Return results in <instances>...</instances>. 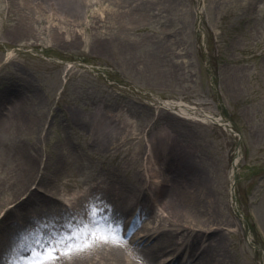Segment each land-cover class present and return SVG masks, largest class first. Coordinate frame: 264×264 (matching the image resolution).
I'll return each mask as SVG.
<instances>
[{"label": "rangeland", "instance_id": "rangeland-1", "mask_svg": "<svg viewBox=\"0 0 264 264\" xmlns=\"http://www.w3.org/2000/svg\"><path fill=\"white\" fill-rule=\"evenodd\" d=\"M0 1V112L13 104L23 109L8 117L11 125L0 124L1 180L20 152L34 151L50 159L45 183L57 176V188L68 181L80 196L91 184L118 176L136 188L139 201L147 202L133 211L126 207L129 221L151 226L153 218L165 214L160 204L165 193L156 199L149 190L144 194L148 185L157 184L147 181L150 172L140 163L147 152L143 139L157 136L164 142L156 144V150L162 148L172 158L183 155L194 164L201 158L193 172L210 178L212 198L218 204L216 220L227 221L212 225L224 235L216 247L222 252V264H264V0H202L201 23L200 0H151L152 9L126 12L123 6L128 0H90L88 5L86 0H69L68 7L76 5L84 21L72 27L45 21L49 13L52 17L71 10L62 9L59 0H16L27 7L36 2L43 9ZM7 3L16 10L7 13ZM47 5L56 6L58 12L47 10ZM24 11L39 16L20 23ZM8 48L13 54L5 57ZM157 98L183 100L220 120L178 117L159 109ZM98 107L107 115L114 108L127 111L133 123L131 135L142 142L105 149L96 138L94 117L89 116ZM114 118L123 125V113ZM102 137L106 141L105 133ZM138 168L140 176H135ZM233 168L234 204L229 193ZM30 189L48 194L43 183ZM7 193L1 191L0 199ZM55 196L52 202L69 206L64 196ZM85 198L89 201L80 197L72 211L81 221L75 230L82 236L94 222L89 219L91 210L82 206ZM28 209L23 213L33 214L32 205ZM34 218L46 225L53 222L55 231L68 236L66 226L57 220L62 215L50 221L48 213L40 212ZM191 233L185 239L190 247ZM181 238L176 234L177 241ZM204 243L195 244L202 248ZM122 246L130 250L129 244ZM185 246L182 243L179 250H189ZM170 257V253L163 256Z\"/></svg>", "mask_w": 264, "mask_h": 264}, {"label": "bare ground", "instance_id": "bare-ground-1", "mask_svg": "<svg viewBox=\"0 0 264 264\" xmlns=\"http://www.w3.org/2000/svg\"><path fill=\"white\" fill-rule=\"evenodd\" d=\"M68 1H57L58 4L63 6L62 9H71L68 10V13H59L54 5L45 6L49 11L55 10L58 12L57 14L52 12V17L49 16L50 13L47 14L44 17L45 21L51 25H71V27L83 24L84 21L80 20L77 6L72 4L68 7ZM88 1L90 2V0H86V5H88ZM168 1L173 2L175 0ZM23 4H19L15 0L14 7L43 9L36 2H34L35 7H27ZM153 5L154 1L151 0H128L124 5L125 7L123 6V11L143 8L152 9ZM4 7L7 13L16 10L8 3ZM62 11L64 12V10ZM81 12H83L82 9ZM26 13L27 11L21 13L22 18L18 19V22H34L35 18L39 16ZM121 13L123 12L118 11V14ZM96 15L99 14L96 13ZM99 19L97 17L95 22ZM92 21H94V18H92ZM12 54L13 49L8 48L5 57ZM13 105L8 111L4 112L3 110V112H0V124L4 127L11 125L10 123L13 121L8 117L23 110L20 106ZM156 106L184 119L220 120V117L212 115L211 112L204 111V109L183 100L157 98ZM110 111H113V113ZM109 112L108 115L104 114L105 112L98 107L89 115L91 120L94 117L95 124H97V127L93 128L97 133L96 138L100 143H105V149L114 148V150H117L125 145L142 142V138L134 134L131 135L133 123L127 111L122 112L120 108H114ZM121 113H123V125H120L122 123H119L116 118L113 119L114 116ZM102 116L105 117L102 120L97 118ZM8 120H10L9 123ZM88 122L91 124V121ZM29 123L33 124V122H27L26 125L28 126ZM123 127L125 134L121 135ZM13 129L15 131L14 127ZM102 133L106 134V141L102 137ZM143 140L147 146V152L146 158L140 163V168L145 169L144 171L148 173L150 172L148 175L149 180L147 179L150 184H157L155 186L148 185L144 194L149 190L150 197L156 199L162 193H165L160 202L165 214L153 218L151 226L145 223L138 224L136 221H129L128 219L126 207H132L131 210L133 211L134 209H140V206L144 208L147 204V202L139 201L138 192H136L134 186L129 185V180L122 181L118 176H113L105 180L103 184H91L87 187L88 191L85 190L83 195L80 196L78 194L79 190H73L70 187L71 183L68 181H62V187L57 188L56 184L59 183H55L57 176L54 179H48L46 183L44 182L47 175H44V173L50 163L49 158L47 160L46 157L42 158V155H39L36 151L20 152V155L16 158L17 160L5 171L4 176L6 177L2 178L3 180L0 179V185H3L0 186V193L1 191L8 192L0 199V264H26L30 259L31 249L36 248L35 241L37 239L46 240L50 237L61 236L59 231H55L56 228L53 227V222L46 225L42 220L39 221L38 218H34V215H38L40 212L48 213L50 221L51 219L54 221L62 215L63 219L58 218L57 220H61V224L66 226L68 235L70 230L80 227L81 221L73 216L72 211L77 210L75 209L77 199H80V197L83 199L84 196H87L89 201L85 198L84 204L87 206L84 204L82 206L87 210H91L89 219L94 222L93 225L88 226L89 229L85 231L83 236L76 232L79 238L72 240L71 245L73 247L91 245V247L86 248L83 252H74L69 257L62 255L64 249L61 247L58 249V254L61 255L57 264H222L223 261L219 257L222 252L217 250L216 247L223 243L224 235L220 231L221 228H213L212 225L225 224L227 221L219 222L216 220L218 204L212 198L214 190L210 185V178L206 176L198 177L195 174L196 170L199 169L198 166L201 165L198 164L201 162V158L196 162L198 165L188 162L183 155H174L172 158L166 150H162V148L156 150L154 148L156 144L164 142L162 138L151 136ZM122 150L126 149L122 148ZM193 165L196 167L193 168ZM140 168L134 171L135 176L139 175ZM43 175L44 177L41 179ZM40 183L46 184L47 191L45 192L48 193L47 195L40 192L34 194V189H30L32 184L37 185ZM230 183H232V174H230ZM229 193L231 203H233L234 197L231 189H229ZM55 194L59 195V199H63L64 196L69 206L62 208L56 200L52 202L50 198L54 199ZM21 196H23L22 199ZM29 204L34 208L32 210V212L34 211L33 214L23 213L29 210ZM21 213L23 214L19 216ZM17 216L20 217L19 221H17ZM25 223H27V227L23 228L22 225ZM136 226L140 228L138 229ZM109 228H118V231L112 232L109 231ZM189 232H192L190 234L192 236L191 247L188 246L187 240H185ZM138 233L142 234L138 236ZM176 234L181 235L184 240L181 238L180 241H177ZM102 237H108L109 243H103L101 241ZM112 240L117 241L116 246H113ZM198 240L199 242L201 240V243L203 240L205 241L202 248H200V245L195 244ZM124 242L130 245V250L122 246ZM182 243H185L189 250L186 246V251L184 249L179 250ZM186 252L187 255L183 258ZM167 253H170L172 257L163 258ZM210 253H213V255H210Z\"/></svg>", "mask_w": 264, "mask_h": 264}, {"label": "snow or ice", "instance_id": "snow-or-ice-1", "mask_svg": "<svg viewBox=\"0 0 264 264\" xmlns=\"http://www.w3.org/2000/svg\"><path fill=\"white\" fill-rule=\"evenodd\" d=\"M77 230H70L68 236H58V237H50L46 240L37 239L35 241L36 248L31 249L30 259L26 262V264H57V261L60 259V255L58 254V249L63 248L64 251L62 255L64 257L71 256L74 252L79 253L86 250V248L91 247V245H85L84 247H73L71 245V241L77 239L78 237L75 235ZM109 231L115 232L117 229L109 228ZM101 241L103 243H109L108 237H102ZM111 243L113 246H116L117 241L112 240Z\"/></svg>", "mask_w": 264, "mask_h": 264}]
</instances>
